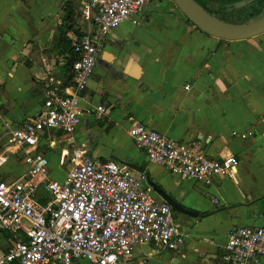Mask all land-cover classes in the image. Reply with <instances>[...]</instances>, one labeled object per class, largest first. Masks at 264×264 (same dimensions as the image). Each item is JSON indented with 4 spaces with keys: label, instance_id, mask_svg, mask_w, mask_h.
<instances>
[{
    "label": "crops",
    "instance_id": "obj_1",
    "mask_svg": "<svg viewBox=\"0 0 264 264\" xmlns=\"http://www.w3.org/2000/svg\"><path fill=\"white\" fill-rule=\"evenodd\" d=\"M81 3L0 0L3 181L21 180L27 171L25 148L8 146L9 132L42 114L50 77L62 87L72 83L73 41L88 29ZM99 105L106 108L102 119L96 117ZM80 107L75 142L57 130L42 135L37 151L48 157L52 179L64 180L72 150L80 146L95 159L136 166L129 168L147 177L144 187L158 186L192 212L172 208L186 235L177 249L136 246L129 264H222L232 230L264 228V32L243 40L218 38L191 23L171 0H155L111 30ZM137 123L178 142H195L211 159L234 155L240 161L236 174L206 186L170 173L134 143ZM248 132L253 136L240 138ZM56 168L65 170L63 179L54 175ZM39 194L44 204L48 194L42 188ZM10 243V234L1 232L0 253ZM252 264H264V258Z\"/></svg>",
    "mask_w": 264,
    "mask_h": 264
},
{
    "label": "built area",
    "instance_id": "obj_2",
    "mask_svg": "<svg viewBox=\"0 0 264 264\" xmlns=\"http://www.w3.org/2000/svg\"><path fill=\"white\" fill-rule=\"evenodd\" d=\"M154 1L82 0L79 13L88 29L73 41L72 83L62 87L50 77L42 114L9 132L8 146L25 148L27 171L15 182L0 179V233L11 236L9 249L0 253V264H74L77 260L129 264L136 246L154 243L175 250L184 243L186 235L179 231L172 207L157 202L150 185L144 187L145 175L116 161L95 159L76 146L70 170L57 181L51 178L48 157L37 151L48 130L60 131L75 142L84 111L80 97L107 36ZM105 113L103 105L96 108L98 119ZM131 136L151 163L206 186L220 176L234 177L240 164L234 155L211 159L197 143L178 142L140 123L133 125ZM252 136V132L240 134L242 139ZM5 161L0 155V166ZM40 188L48 194L44 204ZM222 252V264L258 262L264 258V228L232 230Z\"/></svg>",
    "mask_w": 264,
    "mask_h": 264
},
{
    "label": "water",
    "instance_id": "obj_3",
    "mask_svg": "<svg viewBox=\"0 0 264 264\" xmlns=\"http://www.w3.org/2000/svg\"><path fill=\"white\" fill-rule=\"evenodd\" d=\"M185 15V17L204 32L226 40H243L262 34L264 32V18L248 25H233L220 21L215 16L209 14L194 0H171ZM130 168H138L128 164ZM153 190L159 194L164 203L169 204L177 212L192 214L184 209L181 204L171 195L167 194L156 185H152Z\"/></svg>",
    "mask_w": 264,
    "mask_h": 264
},
{
    "label": "trees",
    "instance_id": "obj_4",
    "mask_svg": "<svg viewBox=\"0 0 264 264\" xmlns=\"http://www.w3.org/2000/svg\"><path fill=\"white\" fill-rule=\"evenodd\" d=\"M209 14L233 25H248L264 18V0H194ZM67 46L70 48L68 42ZM76 55L69 61L71 69Z\"/></svg>",
    "mask_w": 264,
    "mask_h": 264
},
{
    "label": "rangeland",
    "instance_id": "obj_5",
    "mask_svg": "<svg viewBox=\"0 0 264 264\" xmlns=\"http://www.w3.org/2000/svg\"><path fill=\"white\" fill-rule=\"evenodd\" d=\"M54 175L60 177L59 179H63L66 175V172L63 168H56L54 171Z\"/></svg>",
    "mask_w": 264,
    "mask_h": 264
}]
</instances>
